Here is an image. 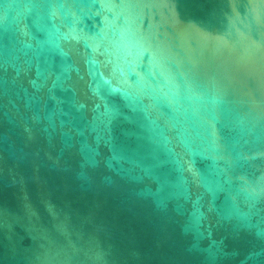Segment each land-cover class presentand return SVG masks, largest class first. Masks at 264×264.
<instances>
[{
  "label": "water",
  "instance_id": "water-1",
  "mask_svg": "<svg viewBox=\"0 0 264 264\" xmlns=\"http://www.w3.org/2000/svg\"><path fill=\"white\" fill-rule=\"evenodd\" d=\"M0 264H264V0H0Z\"/></svg>",
  "mask_w": 264,
  "mask_h": 264
}]
</instances>
